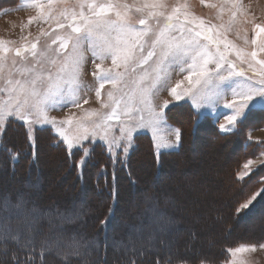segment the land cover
I'll return each instance as SVG.
<instances>
[{"label":"snow or ice","instance_id":"6c2138e0","mask_svg":"<svg viewBox=\"0 0 264 264\" xmlns=\"http://www.w3.org/2000/svg\"><path fill=\"white\" fill-rule=\"evenodd\" d=\"M201 3L207 5L210 0ZM22 6L37 10L36 16L28 18L29 24L55 22V26L50 31L41 28V36L51 37L50 43L43 47H38L40 36L31 41L22 37L25 43L18 47L12 46L14 41L0 38V93L6 94L0 96V134L9 118H16L27 126V138L34 146V128L50 126L69 152L79 149L83 153L77 162L83 166L92 152L83 147L84 141H103L110 157L125 164L115 149H121L126 156L134 146V134L139 129H150L159 164V150L175 149L181 142V129H171L165 117V109L175 101L190 97L196 109H206L213 100L230 94L232 99H225L224 103L230 114L225 115V123L219 124L225 133L235 130L247 111L264 108V59L259 58L264 53V24L254 25L251 50L238 46L227 35L237 17L246 16L242 0L211 3V7L217 8L219 24L206 22L188 11L187 3L180 0L172 4L169 0H132L131 3L129 0H22ZM225 11L229 14L226 22ZM243 40L245 45L249 43L246 35ZM54 45L58 46L53 48ZM86 52L93 58L92 76L98 84L94 91L101 107L84 109L80 117L73 114L58 121L48 115L50 109L67 103L81 108L80 92L93 90L81 78ZM233 54L235 59L231 58ZM97 59L100 63H95ZM107 59L111 60L110 67L104 66ZM237 61L246 64L252 75L238 67ZM176 69L187 75L169 87ZM184 81L188 87H183ZM106 85L110 88L102 100ZM164 89L173 99L157 105L155 97ZM200 115L203 113L198 112L197 119ZM161 126H168L175 139L157 142L160 138L156 133ZM248 139L251 141L250 135ZM257 143L264 145V141ZM11 158L16 160L18 155L13 153ZM257 164L264 165V161L245 162L239 178L249 175ZM262 194L264 189L258 190L237 207V213L248 210ZM45 216L51 218L52 211L44 212L35 205L29 207L23 194L15 201L10 198L0 201V253L7 254L9 245H14L13 264H36L37 258L39 264H44V257L53 253L62 264H71L72 259L87 264L85 257L93 245L75 234L68 240L62 233L44 236L37 252V235L42 231L39 225ZM55 217L61 226L75 218L58 211ZM105 223L101 221L102 225ZM257 247L264 248V243L239 242L226 247L223 250L226 259L220 264H244L241 254L254 252ZM16 249L26 253L23 259Z\"/></svg>","mask_w":264,"mask_h":264},{"label":"rangeland","instance_id":"374dc122","mask_svg":"<svg viewBox=\"0 0 264 264\" xmlns=\"http://www.w3.org/2000/svg\"><path fill=\"white\" fill-rule=\"evenodd\" d=\"M129 2L131 3L132 0ZM175 2L176 0H169L170 4ZM180 2H186L188 11L202 17L206 22L212 24L221 22L217 19V8L211 7V3L218 4V0H210L207 5L202 4L201 0H180ZM242 9L246 16H238L233 25V30L227 35L238 46L251 50L253 45L250 41L254 35V25L264 24V0H242ZM36 15L37 10L22 6V0H0V38L14 41L13 47L25 43L22 37H27V40L31 41L40 36L38 47L50 43L51 37L41 36L40 31L41 28L50 31L54 28L55 22H33L29 24L28 18ZM228 18L229 14L225 11L223 20L226 22ZM238 31L239 35H237ZM245 35L249 40L247 45L244 44L243 40ZM57 46L54 45L53 48ZM85 55L86 63L81 78L91 85L93 90L80 92L81 108L67 103L64 107L57 106L50 109L48 115L55 117L58 121L73 114L75 117H80L84 114V109H100L101 107V101L97 100L94 91L98 84L92 76V72L95 70L93 58L90 52H86ZM11 56L12 53H9L10 58ZM231 58L235 59V55L233 54ZM259 58L264 59V53L259 54ZM95 63H100V61L97 59ZM110 65V59L104 61L105 67H110ZM237 66L243 67L247 75H252L251 71L247 70L246 64L240 65L237 61ZM185 75H187L186 72L181 73L178 69L173 70L169 87L175 86L176 82L183 80ZM183 87H188L187 81H184ZM109 88L110 85H106L105 89L102 90V100L106 99ZM4 95L6 94L0 93V96ZM172 99L169 91L164 89L155 97V103L160 105L164 100L172 101ZM225 99L231 100L232 97L227 94L226 97H220L218 101L213 100L206 109H196L192 99L185 97L184 100L175 101L165 109L167 125L171 129H181L182 138L179 146L175 149L159 150V160L161 157L169 160L168 163L163 161L161 167L157 164V151L150 129H139L134 134V146L129 149L126 156L121 149H115V152L126 161L125 164L116 163L115 157H110L103 141L90 139L83 142V147L92 149L91 156L83 166H78L77 162L83 153L79 149H73L69 152L66 145L60 141L58 134L50 126H36L34 128L35 144L33 146L27 138L25 123L10 117L6 129L0 134V151L3 148L8 149V145L12 151L7 152L12 164H14L18 159L13 160L11 156L15 153L19 158V153L11 147V140L13 144L16 140L19 141L18 144H25L24 140L27 139V145L33 146L31 149L32 153L35 154L34 157L38 155L37 167L41 172L35 175L31 172L27 173L26 179L19 176L12 177L8 174L9 170L5 171L7 164L3 162L0 165V201L6 198L15 201L11 196L17 197L23 194L29 201V207L44 203L42 207L47 208L44 200L46 196L48 198L47 191H52L54 201L67 203L70 197L73 198V191L75 190V184L67 183L71 176L77 172V174H81L82 169L83 174L88 175L91 167L87 164L92 160L103 162V166L99 163L95 168L98 169V174L106 172L109 167L106 161L111 162L112 165L109 168L113 174L120 178L119 193L115 198H111V201L115 203L117 218L111 220L108 230L114 229L118 233L117 238H111L107 243L111 256L116 257L122 251H129L132 255L137 256L136 258L146 257L148 259L155 254L171 257L172 254L180 250L178 257L182 254L187 255L189 258L187 262L172 259L167 264H201L202 261L205 264H220V261L226 259L223 251L226 247L235 246L239 242L257 245L264 243L263 202L258 212L246 213L245 210L237 213L236 211L240 204L258 190L264 189V165H254V170L242 179L238 176V173L244 171L242 166L248 160L264 161V155H261L264 152V145L257 143V141H264V108L246 110V118L237 124L236 129L225 133L219 129V124L225 123V115L230 114V110L224 107ZM83 100H87L88 103L84 104ZM198 112H202L203 115L197 119ZM202 123L204 127L212 128L218 138L213 136L209 139L204 138V136L209 135L204 127H200L196 135L191 137L192 128ZM19 126L24 132H12V129L15 130ZM168 126L159 128L156 136L160 140L157 142L175 139ZM115 134L119 135L118 130H115ZM249 135L251 141L248 139ZM223 141L229 142L225 144ZM47 142H50L51 146L61 145L67 154L71 153L67 159L68 162L74 161V166L65 163V158L60 155V152L54 153L55 151L48 148ZM236 142H238V149L234 155V152L229 150L234 151ZM145 145L149 147L150 153ZM186 145L187 148H185ZM36 147L38 151H36ZM183 149L186 150L182 151ZM50 153L52 156L54 155L55 163L48 162L44 157L51 156ZM153 160L158 167L156 169ZM186 161L188 162L185 163ZM120 168L121 170L124 168V173L118 172ZM127 172H134L143 187L139 183L135 187L124 183L122 179L129 175ZM93 174L96 175L97 173L94 172ZM82 186L81 190L83 189L85 192L89 190V184ZM241 186L244 187V190ZM106 197L105 200L102 199L99 202L104 208L110 203L109 197ZM94 198L95 195H90V193L83 197L80 195V203L74 205L75 207L66 215L79 218L82 205L92 202ZM87 199L90 201L87 202ZM258 200L264 201V194L258 196L253 204ZM49 210L51 209L43 211L48 212ZM87 213L88 211H86V215H89ZM44 218L48 217L45 216ZM91 219L93 220L91 223L95 225L96 219ZM51 220L52 222H48V229L46 230L48 236L62 233L65 240L70 239L73 234L77 238L86 236L85 231L80 229L84 225L83 222L77 224V227H68L67 224L61 226L56 218ZM97 220L99 221V218ZM39 235L41 232L37 235L38 244L40 239L44 237ZM99 236L100 233L85 241H89L95 246ZM230 238L234 240L225 244L223 239L227 241ZM37 247L39 250V246ZM93 249L91 248L89 253ZM118 250L121 252L118 253ZM182 250L185 254L181 252ZM213 251L218 253H212ZM196 255L197 258H195ZM51 256L57 257L54 253ZM240 259L244 261V264H264V248L257 247L254 252L241 254Z\"/></svg>","mask_w":264,"mask_h":264},{"label":"trees","instance_id":"16d2710c","mask_svg":"<svg viewBox=\"0 0 264 264\" xmlns=\"http://www.w3.org/2000/svg\"><path fill=\"white\" fill-rule=\"evenodd\" d=\"M180 118H182L181 115H180ZM188 119H189V116H188ZM183 120H185V119H183ZM200 127H204L203 123L196 125L195 127L192 128L191 137L196 135V132L198 130H200ZM204 128L207 130V132L209 134L207 136H204V138L209 139L212 136L215 138L217 137L212 128H206V127H204ZM12 132H15V133L19 132L20 133V132H24V131L19 126V127L15 128V130L12 129ZM41 139H42V137L40 138V140ZM8 142H9V140H8ZM24 142H25V144H18L19 141L16 140V142L14 143L15 145H14L13 141L11 140V145H12L11 147L13 148V150H16V152L19 153V158L14 164H12L9 153L7 151H5V149L3 148V150L0 151V165L3 162H6L7 169H5V171L9 170V172H8L9 175H11L12 177L19 176L20 178L26 179L25 176L27 175V173L31 172L33 175H35L36 173L41 172V170L39 171V168L37 167V156L38 155L36 157H34L35 154L32 153L31 147H33V146L30 144L27 145V143H28L27 139H26V141L24 140ZM186 142H187V140H186ZM223 142H225V144H226L229 141H223ZM47 145H48V148L55 151L54 153L60 152V155H63V157L65 158V163H67L69 166H74V161L71 160L68 162V159H67L68 155L71 156L70 155L71 153L67 154L61 145H58V146L52 145L51 146L50 142H47ZM145 146L149 150V153H150L149 147L147 145H145ZM187 147L188 146L186 145L185 148H187ZM7 148L11 150V148L8 145H7ZM235 149H236V151H235ZM235 149H234V151L233 150H229V151L234 152V155H235L237 153V149H238V142H236ZM185 150L186 149H183L182 151H185ZM36 151H38L37 147H36ZM49 155H51V156L47 155L44 157L48 160V162L55 163L53 160L54 155L52 156V153H50ZM167 159L168 158L161 157V159L159 160V166L161 167L163 161H164V163H165V161H167V163H168L169 160H167ZM187 162L188 161H186L185 163H187ZM99 163L103 166V162L99 161V160H95V162L92 160L90 163L87 164L89 167H91L88 175L83 174V169H82L81 174H77L78 173L77 172V173H75L74 176H71L70 180L67 183L69 184V182H71V183L75 184V186H74L75 190L73 191V198L70 197L69 201L66 200L67 203H65V202L63 203L61 201H59V202L54 201L52 198L53 192L47 191L48 198L46 196L45 200H44V202L47 205V208L42 207V206H44V203L43 204L40 203L37 206L41 210L51 209L53 216L51 218L48 217V218L42 219V221L39 225V227L41 228L42 231H41V235H39V236H45L46 234L48 236V232H46V230L48 229L49 219L54 220V218H56L55 213L57 211L60 213H63V214L68 213L69 211H71V209H73L75 207L74 205L80 203V201H81V199H79L80 195H82V197H83L86 194L88 195L90 193V195H95V198L93 199V201L88 203V204H83V205H87V206L82 205V209H81L82 211H80L81 212L80 217L74 218L72 223L67 224L68 227H73V226H76L77 224L83 222L84 225L80 227V229L84 230L86 233V236L84 235L83 237H81V238H83V240L90 239L93 237V235H99V233H100L97 244L92 247L94 249L92 251H90V253L88 255H86V257H85V261H87V264H154V261H155V264H167L172 259H175L176 261L181 260V262L183 261L186 263L189 258L187 255H183V254L179 255V257H178V253L180 250H178L176 253L172 254L174 257L173 256L165 257L163 255L155 254V255H153L155 257L150 256V257H148V259H146V257L136 258L137 256L132 255L129 251H122L121 252L119 250H118V253L121 252V254H119L116 257L111 256L110 249H109L107 243L111 238H117V234H118L117 232L114 231V229H111L110 231L108 230V227L111 224V220L117 218V213L115 214V203L113 201H111V198H115L116 195L119 193L118 189L120 187L119 186L120 185L119 184L120 178H118L117 175L112 173L113 171L109 168L110 165H112V164H111V162H107V161H106V164L109 167L106 169V172L104 171V173L98 174V169H95V168L99 165ZM155 163H156L155 160H153L154 166L156 165ZM130 166H131V164H130ZM156 167H157V165L155 166V169H156ZM121 168L118 170V172L121 171L122 173H124V171H125L124 168L122 170H121ZM94 172H96L97 174L94 175L93 174ZM127 174H129V175H127L126 177H124L122 179L124 183H127L128 186L132 185V187L138 186V183L141 185L139 179L137 178V175L134 172H132V173L127 172ZM145 178H146V176H145ZM86 184L90 185L88 188L89 190H87V192H85L83 189L81 190V188L83 187L82 185H86ZM242 188L244 190V187H242ZM106 196L109 197L110 203L108 206H106V208H104V206L100 205L99 202L102 199L105 200L107 198ZM11 198L16 199V197H12V196H11ZM70 201H71L72 205H71ZM89 201L90 200L87 199V202H89ZM262 202L264 204V201L258 200L248 210H246V213H251L253 211L258 212L260 207H261L260 205ZM83 210H84V212H83ZM86 211H88L89 215H86ZM173 213H175V212L173 211ZM91 218L96 219V220L94 219L96 221L95 225L93 223H91V222H93V220ZM98 218H99V221L97 220ZM89 220H90V223H89ZM101 221H106V223L102 225ZM117 231H118V228H117ZM223 240H225L224 243L227 244V243H231L234 239L230 238L227 241H226V239H223ZM37 246H39L38 243H37ZM14 248H15L14 245H9V251L7 254L0 253V264H13V262L11 260V253H12V250ZM16 251H17V255L21 259H23V257L26 255V253L24 251H21L19 249H16ZM38 251L39 250L37 249V252ZM181 252L185 254L184 250H182ZM212 253H218V252L213 251ZM197 255L195 256V258L198 257ZM153 259H154V261H153ZM36 264H39V258H37ZM44 264H62V261L57 257L51 256V254H47L44 257ZM71 264H84V261H82L80 259H72Z\"/></svg>","mask_w":264,"mask_h":264},{"label":"bare ground","instance_id":"6f19581e","mask_svg":"<svg viewBox=\"0 0 264 264\" xmlns=\"http://www.w3.org/2000/svg\"><path fill=\"white\" fill-rule=\"evenodd\" d=\"M182 166V165H181ZM193 166V165H192Z\"/></svg>","mask_w":264,"mask_h":264}]
</instances>
